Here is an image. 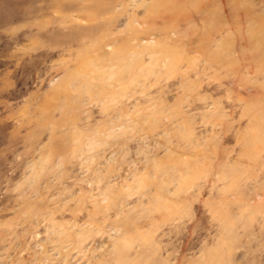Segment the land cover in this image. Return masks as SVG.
<instances>
[{"label": "rangeland", "instance_id": "rangeland-1", "mask_svg": "<svg viewBox=\"0 0 264 264\" xmlns=\"http://www.w3.org/2000/svg\"><path fill=\"white\" fill-rule=\"evenodd\" d=\"M0 264H264V0H0Z\"/></svg>", "mask_w": 264, "mask_h": 264}]
</instances>
